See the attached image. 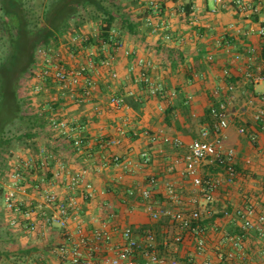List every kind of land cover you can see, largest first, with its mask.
Wrapping results in <instances>:
<instances>
[{
  "label": "crops",
  "instance_id": "1",
  "mask_svg": "<svg viewBox=\"0 0 264 264\" xmlns=\"http://www.w3.org/2000/svg\"><path fill=\"white\" fill-rule=\"evenodd\" d=\"M147 2L148 0H139L144 8L147 7ZM189 4L191 14H187L186 9L185 13H181V6L185 8ZM162 8L161 18L153 12L152 18L159 26L152 29L161 31L163 41L159 44H162L160 46H163V50L148 41L144 44L146 46L144 50L148 49L146 53L138 46L128 47L124 44V48L115 47L114 51H119V54L112 56L111 71L117 73L116 66H113L117 65L115 56L121 55L128 60L130 65L127 73L134 84L137 83L138 90H130L122 85L117 91L111 83L116 81V78L111 75V79L109 77L107 80L108 84L102 85L99 82L100 78L93 72L96 89L90 101L79 104L71 99L73 95L63 96L61 93L59 95L58 91L53 93L61 102L56 111H59L62 117H76L82 122L85 120L83 123L87 125L86 145L81 151H77L62 137L59 139L63 142L56 140L52 141V145H47L55 156L50 162L49 170L45 173L39 170L32 175L30 181L33 193L30 196L25 193L28 197L21 198L33 200L37 204L35 197L37 191L34 187L43 186L41 182L44 179L46 182L54 183L55 189L67 199L68 195H71L67 188L70 178L68 172L76 174L86 170V179L92 182L98 191L93 200L86 202L82 197L83 192L79 190L76 193L82 207V218L88 229L99 226L103 220H106L110 227L132 226L139 229L142 225L152 227L156 224L157 229L163 232L158 238L163 240L176 232L170 231L169 226L173 225L171 220L168 217L153 220L145 209L146 202L139 196L127 199V193L130 189L148 186V180L156 177L158 188L153 194L156 207L163 209L173 207L167 196V186L171 183L182 188L186 199H189L191 182L183 174L185 168L183 157L188 152V145L194 139L201 138L202 129L212 122V116L210 114L207 116V110L213 105V101H228L230 96L235 101H243L242 104H238L239 107L236 106L238 102H235L233 108V101L230 104L228 143L237 152V178L232 185L223 184L220 187L217 192L218 201L212 208L213 217L207 219V222L217 224L220 230L228 231L231 235H237L240 233L237 217L226 218L223 212H221L223 215L216 216L219 211L215 209L221 201L227 203L228 210L232 211L244 203V195H247L250 201L257 204L259 212H264V132L255 118L258 110L264 107L262 97L264 79L247 77L248 73L264 77V69L260 70L264 68L262 54L264 41L258 34L260 25L264 24V0H165V7ZM135 13L138 17V11ZM163 21L166 23L165 26L162 25ZM92 27L93 25L86 24L81 28L80 34L91 32ZM167 33L171 34L173 42L164 39ZM125 49H130L133 54L127 56ZM249 49H254L256 56L249 54ZM152 51H155V57L151 54ZM237 54H241L242 57L237 59ZM139 57H144L150 62L151 66L147 72L154 81L162 82L168 91L177 92L175 99L169 102L167 99L152 95L146 85V88L140 89L143 83L138 77L140 69L130 71V67ZM173 61L179 63L176 70L172 68ZM198 64H204L206 69L197 72L195 67H198ZM100 67L101 69L97 68V71L109 70L104 66ZM189 70L192 71L191 74ZM101 80L103 83L106 82L103 78ZM228 82L235 85L233 91L228 90ZM104 90L109 92L105 93ZM178 94L185 96L188 108H179L166 119V110L176 103ZM111 96L123 97L126 105L120 110L112 107ZM130 96L135 98L143 96L146 105L136 112L127 103L126 99ZM43 107L46 110V105ZM252 135L257 136L256 142L251 141ZM163 137H168L171 141L167 142ZM113 139L120 142L112 146L104 144ZM174 139L182 140L184 146H176L172 142ZM144 152H148L152 158L149 164H145L141 157ZM116 155H120L123 161L131 159L134 163L131 170L124 165H116L114 161ZM59 161L65 163L68 171L57 176ZM220 171L222 172L220 167L211 164L202 169L204 175H217ZM102 190L105 192L102 193ZM223 190L226 191L225 194ZM161 202L164 204L160 205ZM0 212L6 220L7 227L11 229L10 232L24 239L22 247L18 246V251L14 253L16 256L22 255L21 258L24 259L17 261L18 263L38 264L41 259L50 256L48 251L50 243H56L62 231L55 230L54 233L57 234L48 236L44 244L40 242L44 238L38 235L30 236L23 229L11 227L7 222L8 213L4 207L3 194L0 198ZM163 221L165 225L161 223ZM218 238L217 235L211 236L209 245L215 246L219 243ZM263 241L257 231H251L245 240L243 258L238 259V262L243 264L249 260L254 264H264L260 245ZM193 247L191 238L187 237L176 257L184 264H190L189 254ZM230 249L228 243V250ZM26 250L29 251L28 254ZM32 255L34 259L30 260ZM211 258L217 260L215 250H212ZM8 261L5 264L12 263L11 260Z\"/></svg>",
  "mask_w": 264,
  "mask_h": 264
},
{
  "label": "built area",
  "instance_id": "2",
  "mask_svg": "<svg viewBox=\"0 0 264 264\" xmlns=\"http://www.w3.org/2000/svg\"><path fill=\"white\" fill-rule=\"evenodd\" d=\"M147 7L161 18L163 8L158 2L148 0ZM181 13H185V8L182 6ZM146 22L148 26H159L151 16L147 17ZM162 25L165 26L166 23L163 21ZM258 34L264 41V24L260 25ZM85 36L75 35L72 36V40H81L86 38ZM165 38L171 40L172 36L167 33ZM115 46L117 49L124 48V43L115 42ZM52 50L53 52L44 46L38 49L37 64L33 70L34 74L31 75L34 80L33 90L40 94L47 91L48 86L53 83L59 95L61 93L66 96V92L69 91L71 94L68 95H73L72 98L79 104L90 101L96 89L92 76L97 67L94 62L95 51L87 49V61L70 67L56 48ZM124 52L127 56L133 54L130 49H125ZM248 53L256 56L254 49H249ZM112 56L110 55L101 63L110 71L113 69ZM236 56L237 59L242 57L241 54ZM209 58L212 60L211 56ZM250 59L252 60L251 56ZM150 66L149 61L139 57L130 67V71L134 72L136 68H139L138 77L146 85L150 94L171 102L177 96V92L168 91L162 82L154 81L147 72ZM263 69L260 68V70ZM111 75L113 78L118 77V73L114 70L111 71ZM247 77L264 79L253 73H248ZM234 89L235 85L229 83L228 90ZM262 97L264 100V93ZM57 101L59 97L53 95L52 102ZM232 101L234 100L229 96L227 102L221 101L219 106H212V122L202 129L201 138L194 139L188 145V152L183 157L185 164L183 174L191 182L189 199H186L182 188L171 183L167 186V196L173 207L168 209L156 207L153 201V194L158 188L156 177L148 180V186L130 189L127 193V199L139 196L146 202L145 209L153 220L157 221L162 217H168L171 220L177 230L163 240L158 239L154 228L150 226L139 229L132 226L110 227L109 223L103 220L99 226L88 229L82 218V207L76 193L79 190L83 192L82 197L86 202L93 200L98 191L94 184L86 179V170L76 174L68 172L70 178L67 188L71 195H68L67 199L55 189L54 183L42 179L43 186L34 187L42 200L37 198V204L33 200H23L21 196L27 189L31 175L39 170L43 173L47 172L51 160L55 157L54 153L45 146H40L38 151H31L24 155L18 154L12 160V167L3 182V202L8 213V225L23 229L30 236L38 235L41 238L52 236L55 230L62 231L58 241L54 244L50 243L48 249L50 256L44 257L38 264H184L180 259H176V254L187 237L191 238L194 245L189 254L188 263L190 264H242L238 262V259L243 258L245 240L251 231H257L260 239L264 240V212H259L257 204L250 201L249 196L244 195L242 205L236 206L232 211H229L226 206L222 211L226 218L237 217L239 234L231 235L228 231L220 230L217 224L207 222V219L213 217L209 205L217 201V192L220 187L223 184L232 185L237 178V152L228 143ZM110 105L120 110L126 104L123 97L111 96ZM255 118L264 132V107L258 110ZM86 128L87 125L81 123L80 118L62 117V114L56 110L52 111L48 118V129L67 140L68 143L70 142L77 151H81L86 145ZM163 138L167 142L171 141L168 137ZM251 141L256 142L257 136L252 135ZM119 142L118 139H113L104 144L112 146ZM172 142L178 147L184 146L180 139H174ZM141 157L145 164H149L152 160L148 152L142 153ZM114 161L116 165H124L130 170L134 164L131 159L123 161L120 155L114 156ZM209 164L220 167L222 172L220 171L217 175H204L202 169ZM58 165L57 176L68 171L65 163L59 161ZM104 192L102 190V193ZM215 235L219 237V243L211 246L208 242L209 238ZM228 243L230 250H228ZM260 245L261 253L264 255V241ZM212 250H215L217 260L211 258ZM11 264L27 263L12 262ZM243 264H254V262L248 260Z\"/></svg>",
  "mask_w": 264,
  "mask_h": 264
},
{
  "label": "trees",
  "instance_id": "3",
  "mask_svg": "<svg viewBox=\"0 0 264 264\" xmlns=\"http://www.w3.org/2000/svg\"><path fill=\"white\" fill-rule=\"evenodd\" d=\"M155 1L165 7V0ZM138 4L139 0H49L43 5L42 15L34 16L25 0H3L0 5V37L5 46V54L0 60V198L6 174L12 167V160L18 155L13 150L17 145L15 141L21 143L24 139H33V151H38L40 146H49L48 143L41 144L40 138L44 132L49 135L48 118L58 108V104H61L57 101L52 102V106L50 103L41 105L38 112L25 108L26 99L20 95L21 80L27 73L34 74L39 47L44 46L53 52L52 49L60 44L61 37L68 33L72 36L79 35L81 28L91 24L98 29V33L85 36L80 40V45L84 49L95 51L94 62L97 66H102V61L109 57L107 51L113 53L115 42H123V28L136 34L140 18L143 17L147 24V17H153V10L148 7H145V16L135 17ZM185 9L187 14H191L190 4ZM148 27L152 28V25ZM117 31L120 35H115ZM262 54L264 57V47ZM172 65L173 70H176L179 63L173 61ZM195 68L197 72L206 69L204 64H198ZM189 72L191 74L192 71ZM142 88H146L144 83ZM126 100L136 112L146 105L143 96H130ZM220 102L214 100L212 106H219ZM45 105L46 110L43 107ZM212 106L207 110V116L211 115ZM179 108H188L183 94H178L176 103L167 108L166 119ZM14 125H19L17 132H22L10 136ZM161 223L165 225V221ZM28 253L26 250V254ZM4 255L5 252L0 251V262Z\"/></svg>",
  "mask_w": 264,
  "mask_h": 264
},
{
  "label": "rangeland",
  "instance_id": "4",
  "mask_svg": "<svg viewBox=\"0 0 264 264\" xmlns=\"http://www.w3.org/2000/svg\"><path fill=\"white\" fill-rule=\"evenodd\" d=\"M25 1H26V5L28 6V8H31V14L36 16V15H42L43 5L47 4V2L49 0H25ZM2 3H3V0H0V5ZM136 11H138L137 15H140V16L146 15V8H144L140 3L138 5H136ZM135 17H137V16H135ZM138 23H139V26L137 28L136 34H132L129 32V30L127 28L122 27L123 32H124V33L121 32L122 33L121 38H122L123 43L126 44L128 47H131V45L138 46L139 48H142V50H144V47H146V46H144V44L148 43V41H151L153 43L152 45L160 46L161 44H159V43H161L163 41L161 31L160 30L156 31V30H153L152 28H148L146 23H144L143 17L140 18ZM43 24H44V22H43ZM118 24H120V22ZM118 27H121V26L118 25ZM90 31L91 32H87L83 35H86V37H87L88 35H93V34L96 35L98 33V29L94 26L90 29ZM117 34H119V31L115 32V35H117ZM0 35H1V32H0ZM66 35L67 36H65V37H61V42L57 46L56 51H59L61 53V55L64 57L66 64L70 67L85 63L87 61V53H86L87 49H84L81 47L80 39H77L76 41H74V40H72L71 34L68 33ZM164 39L166 41H169V42L172 41L173 42V39H171V40H167L166 38H164ZM162 47L163 46H160V49L163 50ZM3 49H5V46L3 45V40L0 37V60L2 59L3 54H5ZM144 51L146 53L148 51V49L146 48V50H144ZM116 53L119 54V51L116 50V51H113V53H111L110 51H107L108 55L109 54L115 55ZM151 54H154V57H155L156 53H155V51L154 52L152 51ZM115 57H116L117 65L114 64L113 66H116L115 68L118 71L119 76L116 78L117 79L116 81L111 82V83H113V87L117 91H118V89L122 88V85H125L130 90H135V89L138 90V88H136L137 83L134 84V82L130 79V75L127 73L128 67L130 65L128 63V60L124 56H121V55H117ZM156 67H157V61H156ZM97 68L101 69V67L97 66L96 70H94L95 75H97L100 78L99 82L102 83V85H107L108 84V81H107L108 78L110 77L109 79H111L110 71L108 69H104L105 71L100 72V71H97ZM157 68L155 69L156 72H157ZM96 72H98V73H96ZM102 78L105 79L106 82L103 83V81L101 80ZM33 81L34 80L31 77V75L29 73H27L24 76V78L21 80L20 95L22 98L26 99V103H25L26 109L29 108L28 109L29 111L38 112L41 110L40 109L41 105L50 103V105L52 106L51 103H52L53 93L57 91V89H56L57 87L55 86V84L51 83V85L48 86L50 88V90L48 88L47 91H43L42 93L39 94V93H36L35 90H33ZM53 86H54V88H52ZM108 92H107V90L105 91V93H108ZM66 93L71 94V92H69V91H67ZM32 98H33V100H31ZM71 99L74 100V98H71ZM235 102H238V103H236L237 107H239L238 104L243 103V101L240 102V101L234 100L232 103V108L235 107ZM18 127H19V125H14L13 127H11V129H13V130L11 133H9L10 136L17 135L18 132H22V131L17 132ZM48 133L50 136L47 135L46 132L43 133V135H42L43 137L40 138L41 144L42 143H48V144L52 145L53 144L52 141H56V140L58 142L59 141L63 142V140L59 139V136L55 132H52L51 130L48 129ZM15 143L17 145L13 149L14 153H18L20 155L30 153L31 151H33V149H35L34 145L32 144V143H34L33 139H24V140H22L21 143H19V141H15ZM31 178H32V175H31ZM31 178H29L28 186H27V189L25 190V193L29 194V196H30V194L33 193V185L31 184V181H30ZM25 193H23L22 196L26 197L27 195ZM223 193L225 194L226 191H224ZM35 197H37L38 200H42V198L39 194H36ZM216 202L209 205V209L211 211L214 210L212 208L215 207ZM218 203H219V205H218V207L216 206L217 208L215 210H218L219 212H217L215 214L216 216H220V214L223 215L221 212L223 211V209H225L226 204H227V203L221 202V201ZM159 204L163 205L164 203L161 202ZM222 205L224 207L221 208ZM142 226H140V227H142ZM169 227H170V231H172V232L177 230L176 227L173 225L171 226V224ZM152 228H154L156 230L157 236L158 235L160 237L162 236L163 232H161L159 229H157L156 224L153 225ZM10 230L11 229L7 227L6 220H5L4 216L0 212V251L5 252V255L3 257V260L1 261V264H5V262L8 260L9 261L11 260L12 262L13 261L17 262L20 260L24 261V259L21 258L22 255L20 257V256H16L14 254V253H16V251H18L17 250L18 246L22 247V243H23L22 240H24V239H22V237L18 238V235L11 233ZM12 232H15V231H12ZM55 234H57V233H54V235ZM47 238L40 240V242L41 243L44 242V244H45L47 242ZM12 239L13 240L19 239V240L17 242H14ZM32 258L34 259V256L31 257L30 260H32ZM176 259H178V258H176Z\"/></svg>",
  "mask_w": 264,
  "mask_h": 264
}]
</instances>
